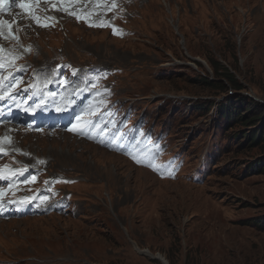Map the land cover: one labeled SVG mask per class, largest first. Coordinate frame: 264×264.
<instances>
[{
    "label": "rangeland",
    "instance_id": "374dc122",
    "mask_svg": "<svg viewBox=\"0 0 264 264\" xmlns=\"http://www.w3.org/2000/svg\"><path fill=\"white\" fill-rule=\"evenodd\" d=\"M129 9L127 26L134 36L118 39V33L72 27V37L57 34L59 40L43 38L39 46L47 55L54 46L64 47L77 65L120 67L118 97L169 130L171 149L186 160L180 175L154 180L147 169L89 142L82 150L62 134L39 137L41 144L32 146L44 153L51 172L79 178L64 185L73 192V207L1 221L0 259L164 264L142 252L149 250L169 264H264V140L249 146L247 136L264 131V115L243 125L223 114L241 99L245 116L264 112V0H133ZM172 15L180 34L169 22ZM212 57L232 69L245 88L226 81L222 91L219 82L209 87L201 81L216 77ZM2 65L3 73L12 72ZM116 74L106 72L96 87L104 89ZM8 76L0 78L1 87L20 82ZM248 102L254 105L249 112ZM68 152L71 160L61 156Z\"/></svg>",
    "mask_w": 264,
    "mask_h": 264
},
{
    "label": "trees",
    "instance_id": "16d2710c",
    "mask_svg": "<svg viewBox=\"0 0 264 264\" xmlns=\"http://www.w3.org/2000/svg\"><path fill=\"white\" fill-rule=\"evenodd\" d=\"M210 62L216 74V77H214L213 79H210L208 77H202L201 81L205 82L207 86L212 87L216 82H219L218 86L220 87V89L222 91H226L228 87L226 86L225 82L228 81L230 85L235 89L241 90L245 88L244 85L240 83L235 72H233L232 69H230L226 64H223L221 60L212 57ZM220 77H223V79H221ZM244 103L245 100L241 99L240 105L231 104L225 107V111L223 113L224 116L229 117L231 115L233 120L239 122L241 121L243 125L255 124L256 121L263 117L264 112H260L255 115L248 114V116H245L242 109V105ZM206 107L210 108L209 106ZM246 107L248 108L247 111L249 112L254 107V105L248 102ZM247 136H249V146H254L258 141L264 140V131H257L254 129L250 134L248 133Z\"/></svg>",
    "mask_w": 264,
    "mask_h": 264
},
{
    "label": "bare ground",
    "instance_id": "6f19581e",
    "mask_svg": "<svg viewBox=\"0 0 264 264\" xmlns=\"http://www.w3.org/2000/svg\"><path fill=\"white\" fill-rule=\"evenodd\" d=\"M167 7H168V10L173 14V12H172V7H171V4L170 3H168L167 1H165V3H164ZM175 17H176V15H172V19H171V17L170 18H168L169 19V22L172 24V26H173V28L175 29V31L178 33V34H180L179 33V27L177 26V24H176V19H175ZM5 58V54L3 55V59ZM2 61H4V60H2ZM3 66V65H2ZM7 68V67H6ZM8 69V68H7ZM9 77V76H8ZM23 79V78H22ZM12 83V82H11ZM10 84V83H9ZM21 108V105H17V104H14V105H10V106H8V107H6V109H15V110H19ZM1 120H3V117L1 116V114H0V121ZM63 135H65V134H63ZM66 136V135H65ZM37 138V137H36ZM61 138V137H60ZM62 139V138H61ZM41 140V139H40ZM38 138L36 139V141L35 142H37V143H39V144H41V141H40ZM64 143H67V141H63ZM24 144H26V142H23ZM70 147V146H69ZM71 148V147H70ZM62 153H64V152H62ZM62 157H66V158H68V159H70L71 160V152H68L67 154H65V155H61ZM72 161H73V159H72ZM148 251V252H147ZM145 255H149V256H151V257H155V258H158V259H161L162 261H163V263L164 264H169L168 263V261L161 255H154V254H152L149 250H143L142 251Z\"/></svg>",
    "mask_w": 264,
    "mask_h": 264
},
{
    "label": "snow or ice",
    "instance_id": "6c2138e0",
    "mask_svg": "<svg viewBox=\"0 0 264 264\" xmlns=\"http://www.w3.org/2000/svg\"><path fill=\"white\" fill-rule=\"evenodd\" d=\"M2 2H3V0H0V3H2ZM21 7L27 8L28 5H24V4H22ZM71 14H73V15H77V13H75V12H73V13H71ZM78 18L83 19L84 17H82V16H78ZM37 22H39V19H38V18H37ZM3 23H7V22H3ZM44 26H47V25L45 24ZM100 26H105V25H100ZM114 31L117 32V33H119V30H118V29H114Z\"/></svg>",
    "mask_w": 264,
    "mask_h": 264
}]
</instances>
